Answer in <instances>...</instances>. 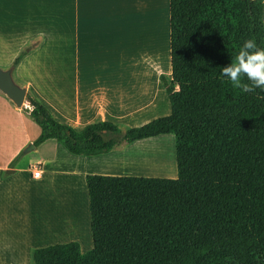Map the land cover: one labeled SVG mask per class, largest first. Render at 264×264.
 I'll return each mask as SVG.
<instances>
[{
	"label": "trees",
	"instance_id": "1",
	"mask_svg": "<svg viewBox=\"0 0 264 264\" xmlns=\"http://www.w3.org/2000/svg\"><path fill=\"white\" fill-rule=\"evenodd\" d=\"M169 15L172 77L160 78L169 116L126 131L111 122L77 131L26 95L24 110L41 128L35 147L56 140L73 156L95 157L176 139V179L88 175L93 249L38 248L33 264H264V91L245 93L221 74L246 40L264 49V0H169Z\"/></svg>",
	"mask_w": 264,
	"mask_h": 264
},
{
	"label": "crops",
	"instance_id": "2",
	"mask_svg": "<svg viewBox=\"0 0 264 264\" xmlns=\"http://www.w3.org/2000/svg\"><path fill=\"white\" fill-rule=\"evenodd\" d=\"M84 8L70 9L67 13L74 18L62 22L32 24L27 32L10 26L8 35L12 36L0 39V67L11 69L19 54L36 43L13 75L26 95L38 99L58 122L77 131L101 122L126 126V131L169 116L171 105L160 82L162 75L172 77L169 9L167 20L162 10L154 16V23L150 21L151 26L138 20L137 27H116L97 7L87 8L89 11ZM30 60L61 61L45 69L42 61L33 68ZM25 108L17 107L0 91V264H31L33 251L40 248L34 243L35 224L32 228L30 222L36 216L40 220L42 201L39 198L36 205L35 196L26 195L27 186L34 191L46 185L51 176H65L66 183L46 199L47 228L56 235V244L79 242L82 252L87 253L93 249L91 220L83 212L85 195L78 184L86 188L88 175L177 178L176 139L172 134L122 144L95 157L73 156L56 140L27 151L41 128ZM162 141L166 145L161 146ZM29 152L35 153L37 163L33 164L42 166L41 179L32 178L33 164L24 165ZM53 154L67 161L63 164ZM161 160L165 161L160 169L147 167H158Z\"/></svg>",
	"mask_w": 264,
	"mask_h": 264
},
{
	"label": "rangeland",
	"instance_id": "3",
	"mask_svg": "<svg viewBox=\"0 0 264 264\" xmlns=\"http://www.w3.org/2000/svg\"><path fill=\"white\" fill-rule=\"evenodd\" d=\"M168 2L169 0H140V1L138 0H0V39L6 36H12V34L10 33L8 35V30L9 27L13 25H16L20 29L23 28L25 29V32H27L29 26L32 24L33 25L41 24L42 22H47V23L62 22L65 21L66 18L68 19L74 18V15L69 14V12L67 13V11L75 8L76 6L86 7L82 10H86L87 8L97 7L101 15H104V19L108 20L109 22L111 21L115 22L116 27H118L117 26L118 24H121L123 26L126 25L135 26L136 24L137 27L139 25L138 20H141L140 24H145V26L148 25L151 26L152 23L150 21L154 23L153 20L154 16L160 14L162 10L166 12L165 16L167 20L168 9H169ZM87 10L89 11V9ZM147 21L149 24L147 23ZM2 27H6V29L5 28L3 29ZM9 32H11V29L9 30ZM131 34L134 35V29L131 31ZM30 61H32L30 62V66H33V68H37L40 64L39 62L42 61V67L46 69L48 67L49 68L51 67L50 64L52 62L61 61V60H30ZM27 65L28 63L25 65V68L27 67ZM0 68L5 71L9 69L2 66ZM13 80L17 85H20V82L17 80L15 75H13ZM119 127L122 131H124V129L127 128L126 126H119ZM165 143H163L162 141L160 145L164 146L166 145ZM31 146L27 148V151ZM171 148L172 147L170 146L169 149L171 150ZM162 153H164V151H162ZM56 155H58L59 160L62 161L63 164H65V161H67V159L64 158L63 156H60L59 154H53V158L54 156L56 158ZM163 156L164 155L160 153V158L161 157L163 158ZM169 158L170 160H172V156ZM164 161L165 160H161L160 164H158V167L154 165L147 167H149V169L152 168L158 170L160 169L159 168L160 166L161 167L163 166ZM33 163H37V159L35 158V153L29 152L28 157H26L24 161V165L27 166ZM74 164H76V161L74 162ZM144 173H147V170L144 171ZM150 175H153L150 177H159L157 176V174H150ZM49 178L50 179L46 185L38 189L36 188V190L34 191L32 188L28 186L26 187V195L31 197L35 196V198L37 199V201L35 200L36 205H38L39 198L42 201L40 220H39V216H36L35 220H33L32 218L30 222L32 228H33V224H35L34 228L36 230V236L34 238V243L40 248L48 247L57 243L54 242V239H56L55 238L56 235L49 232L47 228V215L45 210V204L47 197L48 199H51V197L54 196V193L58 192L59 185L62 182L66 183L65 176L61 178L51 176ZM69 181L70 178L68 177L67 182ZM73 181L76 182L77 179L74 178ZM80 184L78 185L81 187V190L85 195V197L82 198V204L84 208L83 212L91 220L87 184H86V188L84 186L85 184L83 183ZM80 208H82V206H80ZM80 214H82V211H80ZM27 221H29V218H27ZM85 229L87 230L86 223H85ZM31 264H33V260H31Z\"/></svg>",
	"mask_w": 264,
	"mask_h": 264
},
{
	"label": "clouds",
	"instance_id": "4",
	"mask_svg": "<svg viewBox=\"0 0 264 264\" xmlns=\"http://www.w3.org/2000/svg\"><path fill=\"white\" fill-rule=\"evenodd\" d=\"M221 74L233 88L245 93L264 91V49L258 48L254 39L246 40Z\"/></svg>",
	"mask_w": 264,
	"mask_h": 264
},
{
	"label": "water",
	"instance_id": "5",
	"mask_svg": "<svg viewBox=\"0 0 264 264\" xmlns=\"http://www.w3.org/2000/svg\"><path fill=\"white\" fill-rule=\"evenodd\" d=\"M0 91L5 94L17 107L22 108L28 103L26 101V89L17 85L13 80L12 69L3 70L0 68ZM31 146L29 150L34 149Z\"/></svg>",
	"mask_w": 264,
	"mask_h": 264
},
{
	"label": "built area",
	"instance_id": "6",
	"mask_svg": "<svg viewBox=\"0 0 264 264\" xmlns=\"http://www.w3.org/2000/svg\"><path fill=\"white\" fill-rule=\"evenodd\" d=\"M25 107L29 110H31V106L29 105V103H26ZM31 170V174H32V178L38 180L41 179L43 176V170H42V166L39 164H33L30 168Z\"/></svg>",
	"mask_w": 264,
	"mask_h": 264
}]
</instances>
